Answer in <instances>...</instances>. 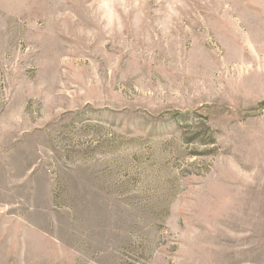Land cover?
I'll list each match as a JSON object with an SVG mask.
<instances>
[{
	"label": "rangeland",
	"instance_id": "obj_1",
	"mask_svg": "<svg viewBox=\"0 0 264 264\" xmlns=\"http://www.w3.org/2000/svg\"><path fill=\"white\" fill-rule=\"evenodd\" d=\"M0 264H264V0H0Z\"/></svg>",
	"mask_w": 264,
	"mask_h": 264
}]
</instances>
